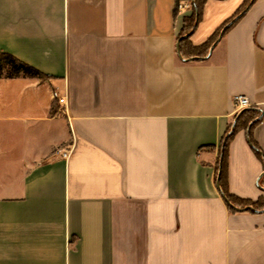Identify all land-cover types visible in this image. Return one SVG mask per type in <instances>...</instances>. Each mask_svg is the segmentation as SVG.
I'll use <instances>...</instances> for the list:
<instances>
[{"label": "crops", "instance_id": "crops-1", "mask_svg": "<svg viewBox=\"0 0 264 264\" xmlns=\"http://www.w3.org/2000/svg\"><path fill=\"white\" fill-rule=\"evenodd\" d=\"M245 0H207L204 44ZM177 0H0V264H264V0L205 56H183ZM211 51V52H210ZM67 92V110L53 96ZM252 105L236 111L234 97ZM241 120V118H240ZM254 123V124H253ZM72 148L68 159L59 149Z\"/></svg>", "mask_w": 264, "mask_h": 264}, {"label": "trees", "instance_id": "trees-1", "mask_svg": "<svg viewBox=\"0 0 264 264\" xmlns=\"http://www.w3.org/2000/svg\"><path fill=\"white\" fill-rule=\"evenodd\" d=\"M180 0H177V3ZM192 1V14L184 18V25L179 37V49L183 56H205L210 47L218 40L221 32L224 29L223 34L242 16V14L249 8L254 0H245L243 5L239 8L237 13L229 19L221 28H219L204 44L200 46H193L190 41V36L197 28L199 22L202 19L203 11L207 0H191ZM178 10V9H177ZM29 76V77H45V75L32 67L31 65L17 59L15 56L0 52V77H15V76ZM260 112L245 109L241 112L237 123L233 129L229 130L224 137L220 150V159L217 166L218 184L221 194L229 209L232 212L240 210L251 212H263L264 211V195L257 200L240 198L230 193L227 184V166H228V150L229 142L234 136L235 132L242 125H247L254 121L257 117H260ZM241 118V120H240ZM253 123V124H254ZM249 141L258 157L264 162V153L261 151L256 141L250 136ZM261 183L264 184V175L261 178ZM251 206L253 209H244Z\"/></svg>", "mask_w": 264, "mask_h": 264}, {"label": "built area", "instance_id": "built-area-1", "mask_svg": "<svg viewBox=\"0 0 264 264\" xmlns=\"http://www.w3.org/2000/svg\"><path fill=\"white\" fill-rule=\"evenodd\" d=\"M186 8H192V1L191 0H180L177 3V9L179 11H182ZM53 96L59 101L61 105L64 106L65 110H67V104H68V95L67 92L64 94L59 93L58 90H55L53 93ZM234 105L236 111H241L244 108L250 107L252 105L249 97L246 95H236L234 97ZM57 152H60L61 156L68 159L71 155L72 148H65V149H59Z\"/></svg>", "mask_w": 264, "mask_h": 264}, {"label": "water", "instance_id": "water-1", "mask_svg": "<svg viewBox=\"0 0 264 264\" xmlns=\"http://www.w3.org/2000/svg\"><path fill=\"white\" fill-rule=\"evenodd\" d=\"M223 32H224V29H223V31L221 32V34H220L218 40L222 37ZM214 45H215V44H214ZM214 45H213V46H214ZM213 46H212V47H213ZM210 52H211V51H210ZM244 209H251V210H252L253 208H252L251 206H249V207H246V208H244Z\"/></svg>", "mask_w": 264, "mask_h": 264}]
</instances>
